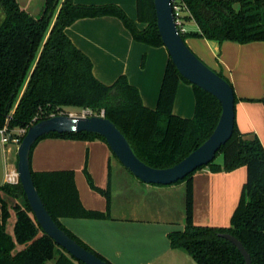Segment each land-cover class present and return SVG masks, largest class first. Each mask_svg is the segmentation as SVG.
Segmentation results:
<instances>
[{
    "label": "trees",
    "instance_id": "16d2710c",
    "mask_svg": "<svg viewBox=\"0 0 264 264\" xmlns=\"http://www.w3.org/2000/svg\"><path fill=\"white\" fill-rule=\"evenodd\" d=\"M185 1L199 26V31L182 35L185 40L199 37L241 44L264 41V0ZM0 5L5 12L0 25V129L29 128L69 108H90L97 114L105 111V117L124 133L136 155L156 168L174 166L200 147L216 129L222 104L214 95L185 79L171 58L153 110L144 104L139 88L126 75L111 85L101 82L94 74L92 59L67 34V28L80 19L114 16L123 21L136 41L162 47L154 0H138L139 22L144 27L116 4L45 0L39 16L32 15L18 0H0ZM217 73L234 87L223 72ZM182 80L191 83L195 90L193 118L174 113ZM251 100L264 104V97ZM248 135L235 122L232 138L221 147L216 158L196 170L210 167L213 172H232L246 167L247 180L231 226L197 225L193 178L196 171L177 182L187 184L186 224L183 231L170 233L169 239L173 248L186 251L198 264H247L240 249L224 238V234L232 235L243 244L253 264H264V144L258 135L253 138ZM44 138L107 143L103 136L92 132H52L34 145L31 168L34 148ZM219 155H223V163H216ZM32 174L45 206L58 225L78 243L112 264L60 221L63 217L111 218V168L109 185L101 190L107 202L106 211L83 205L73 170L35 171L32 168ZM89 180L93 184L91 177ZM9 198L22 199L12 207L16 211L14 235L7 232ZM18 245L26 246L16 250ZM0 264H84L44 231L21 182L0 185Z\"/></svg>",
    "mask_w": 264,
    "mask_h": 264
},
{
    "label": "crops",
    "instance_id": "0c3cea01",
    "mask_svg": "<svg viewBox=\"0 0 264 264\" xmlns=\"http://www.w3.org/2000/svg\"><path fill=\"white\" fill-rule=\"evenodd\" d=\"M18 1L34 16L41 14L45 2ZM74 2L84 5H119L140 27L145 26L139 22L138 0ZM1 9L3 10L2 7ZM2 16L5 19L4 10ZM193 24L194 27L189 31H199L197 23L193 21ZM67 34L92 59L94 74L101 82L111 85L120 76L126 75L130 83L139 88L144 104L150 109L156 108L170 58L166 49L163 51L161 47H151L136 41L123 21L114 16L80 19L67 28ZM186 42L214 70L223 72L235 85L237 81L240 84L247 81L246 76L241 74L247 55L253 48H264L259 45L264 41L247 44L232 41L219 43L189 37ZM181 90L186 96L188 112L185 113L188 114L176 109ZM252 95L238 94L236 122L243 133L258 135L264 144V104L252 101L251 99H258ZM195 99L193 85L180 82L174 113L192 115L190 113L194 111ZM182 106L184 104L180 105ZM14 147H10L2 159L0 185L9 183L8 174L17 169L18 159ZM113 155L109 145L102 140L44 138L34 148L32 168L35 171L75 172L82 203L88 209L106 211L107 202L101 190L109 185L111 168V218L63 217L60 219L62 224L112 264H198L186 251L173 248L169 239L170 233L185 229L186 182L171 185L147 184L133 175ZM193 178L195 223L231 226L247 180L246 167L232 172H213L210 167H205L196 171ZM7 232L14 235V227L13 233L8 228ZM19 246L22 245H18L16 250L23 249Z\"/></svg>",
    "mask_w": 264,
    "mask_h": 264
},
{
    "label": "water",
    "instance_id": "95a60500",
    "mask_svg": "<svg viewBox=\"0 0 264 264\" xmlns=\"http://www.w3.org/2000/svg\"><path fill=\"white\" fill-rule=\"evenodd\" d=\"M159 32L170 58L181 75L192 84L214 95L222 104V114L212 135L183 160L168 168H156L142 161L119 127L105 116L54 115L42 119L28 128L18 147L17 172L38 223L55 242L84 264H109L91 250L78 243L54 220L36 187L31 153L36 142L52 132H92L103 136L112 152L133 175L147 184H175L198 168L211 163L218 151L233 136L236 122V91L214 69L209 67L188 45L176 25L172 0H154ZM244 255L247 264L252 258L243 244L235 237L224 234Z\"/></svg>",
    "mask_w": 264,
    "mask_h": 264
},
{
    "label": "rangeland",
    "instance_id": "374dc122",
    "mask_svg": "<svg viewBox=\"0 0 264 264\" xmlns=\"http://www.w3.org/2000/svg\"><path fill=\"white\" fill-rule=\"evenodd\" d=\"M1 14L3 15V10L0 7V24L4 19V16H2ZM192 26L194 27L193 21H189L186 24L188 32H197V31H189ZM260 43H262V44H259V45H263L261 47H264V43L263 42H260ZM161 49H163V51H164V49H166V51H168L165 46H162ZM253 49L254 50L252 52H250L247 55V57L245 58L244 66L241 69V74L243 76H246L247 81L246 82L242 81L241 84L238 83L239 81H237V85H235L234 82H232V83L234 85V89L236 91L237 96H238V94H241V93H245V94L247 93V94H253L252 96L257 97L258 99H261L264 97V48H261V49L259 48L256 50H255V48H253ZM204 62L209 67H211L209 65V63H207V61H204ZM163 73H164V71H163ZM163 73H162V76H163ZM181 82L186 83L188 85H192L191 83H189L185 80H182ZM182 93L183 92L181 90L179 97H178L179 104L177 105L176 109L182 110V112H184V114H188V113H185V112H188V108L186 107V104H187L186 96H184V93L182 95ZM177 96H178V94H177ZM195 100H194V111L190 113L192 115H190V116L178 115V116L184 117V118H193L195 116V110H196ZM256 102H260V101H256ZM260 103H262V102H260ZM181 104H184V106L180 107ZM82 110L83 109H81V108H69V110H67V111H66V109L64 111H62L61 114H65V115L74 114L75 116H77V115H80L82 113ZM255 135L256 134L250 133L248 135V138H253ZM1 137L2 136L0 134V172L2 171V168H3L2 159L7 154L9 148L15 146L14 147L15 156H17V159H18V147H19V145H16V144H3L1 141ZM113 157H115V156L113 155ZM115 159H116V157H115ZM223 161H224L223 155H219L216 159V163H223ZM181 183H184V182H180L178 184H181ZM16 201H22V199H20V200L19 199H13V198L8 199V205L11 209H10V216L8 218V221H7V228H8V231L10 233H13V227H14V223L16 220V211L12 208ZM25 246L26 245H22V246H19V248H22V247L24 248Z\"/></svg>",
    "mask_w": 264,
    "mask_h": 264
},
{
    "label": "built area",
    "instance_id": "2783aa9c",
    "mask_svg": "<svg viewBox=\"0 0 264 264\" xmlns=\"http://www.w3.org/2000/svg\"><path fill=\"white\" fill-rule=\"evenodd\" d=\"M172 7L174 11L175 21L179 33L184 35L188 32L186 24L189 21H195L193 14L186 3L185 0H172ZM75 116L74 114H70ZM81 117H90V116H105V111H102L100 114L95 113L92 109L86 108L82 110L80 115ZM28 128H20L16 130H9L7 126L0 129L1 141L3 144H16L20 145L22 142V137L26 135ZM8 182L11 184H17L20 182L18 177L17 169L12 170L8 174Z\"/></svg>",
    "mask_w": 264,
    "mask_h": 264
}]
</instances>
